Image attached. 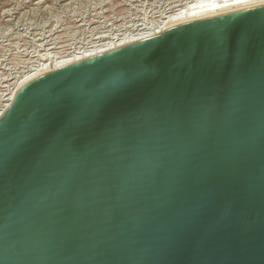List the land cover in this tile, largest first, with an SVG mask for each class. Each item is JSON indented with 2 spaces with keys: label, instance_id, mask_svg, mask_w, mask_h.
I'll return each instance as SVG.
<instances>
[{
  "label": "water",
  "instance_id": "water-1",
  "mask_svg": "<svg viewBox=\"0 0 264 264\" xmlns=\"http://www.w3.org/2000/svg\"><path fill=\"white\" fill-rule=\"evenodd\" d=\"M0 264H264V3L20 85Z\"/></svg>",
  "mask_w": 264,
  "mask_h": 264
},
{
  "label": "rangeland",
  "instance_id": "rangeland-1",
  "mask_svg": "<svg viewBox=\"0 0 264 264\" xmlns=\"http://www.w3.org/2000/svg\"><path fill=\"white\" fill-rule=\"evenodd\" d=\"M193 2L0 0V99L40 60L136 32Z\"/></svg>",
  "mask_w": 264,
  "mask_h": 264
},
{
  "label": "bare ground",
  "instance_id": "bare-ground-1",
  "mask_svg": "<svg viewBox=\"0 0 264 264\" xmlns=\"http://www.w3.org/2000/svg\"><path fill=\"white\" fill-rule=\"evenodd\" d=\"M193 1H194L193 3L187 5L184 9H180L181 8L180 7L175 12H171L170 14L157 20V22H155L153 25L140 28L136 32H127L125 34L111 37L108 40L95 43L82 50L71 51L65 54L50 57L49 59L45 58L42 59V61L40 60V62L35 67H33L31 70L24 73L23 75L19 76V78H17L14 81L12 86L10 85L11 87H8L7 91L4 94H2L3 97L0 99V114L10 103L18 87L22 85L24 82H26L28 79H30L31 77L39 73L51 70L57 66L63 65L72 60L83 58L114 46H118L121 44L138 40L140 38L146 37L148 35H151L153 33H156L158 31H161L165 28H168L172 25L181 22L190 21L193 19H197L217 13H222L242 7L264 3V0H193Z\"/></svg>",
  "mask_w": 264,
  "mask_h": 264
}]
</instances>
